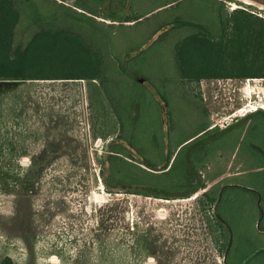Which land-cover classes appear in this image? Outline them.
Returning <instances> with one entry per match:
<instances>
[{
  "label": "rangeland",
  "instance_id": "1",
  "mask_svg": "<svg viewBox=\"0 0 264 264\" xmlns=\"http://www.w3.org/2000/svg\"><path fill=\"white\" fill-rule=\"evenodd\" d=\"M17 8L16 47L43 30L71 33L99 76L0 83V120L24 117L20 131L32 142L0 144V263L264 264V112L230 118L264 98V78L189 82L177 63L188 36L218 33L219 11L264 20V0H17ZM169 159L171 172L154 171ZM104 177L122 190L110 192ZM193 183L205 189L188 198L144 188L172 194Z\"/></svg>",
  "mask_w": 264,
  "mask_h": 264
},
{
  "label": "trees",
  "instance_id": "2",
  "mask_svg": "<svg viewBox=\"0 0 264 264\" xmlns=\"http://www.w3.org/2000/svg\"><path fill=\"white\" fill-rule=\"evenodd\" d=\"M217 14L219 25L216 35L201 31L178 44L177 63L183 79L195 82L204 78H264V20L243 9L235 10L229 16L222 11ZM20 18L17 0H0V81L20 83L97 79V65L90 60L87 46L71 33L43 30L36 33L25 48L16 47V28ZM112 21L118 22L115 19ZM70 54H77L80 58L76 64L70 62ZM86 54L90 61H87ZM87 65L93 71H89ZM117 139L127 151L137 154L128 142L120 136ZM170 159L166 165L154 171L171 172L175 162L170 167ZM109 178L104 177V184L110 192L122 190L114 187ZM144 188L164 199H170L167 198L169 196L188 198L205 189L203 184L197 186L196 183L191 188L176 190L172 194H163L149 185ZM125 190H129L128 187ZM215 201L211 199V204ZM0 264L14 262L6 257Z\"/></svg>",
  "mask_w": 264,
  "mask_h": 264
},
{
  "label": "crops",
  "instance_id": "3",
  "mask_svg": "<svg viewBox=\"0 0 264 264\" xmlns=\"http://www.w3.org/2000/svg\"><path fill=\"white\" fill-rule=\"evenodd\" d=\"M0 83H6V84H9V83H16V82H8V81H0ZM9 91H13L15 92L14 90H11V89H8ZM3 94V93H2ZM1 95V94H0ZM3 96H6V93L3 95ZM11 101H16V103L18 102V99L16 98H12ZM22 103H24V100L21 101ZM3 103V102H2ZM16 115V114H14ZM20 115V113H19ZM10 118V117H9ZM4 120H0V127L2 126H9V125H13L12 128H6L5 131H2L0 132V144H8V145H12L14 143L16 144H21L22 142V139H26V144H31L32 142L30 141V136L29 134L31 135V133L28 134L25 133V132H21V128L22 127H25V119L24 117L23 118H10V119H6L4 122ZM15 125H19L18 128L15 129L14 131V128H15ZM24 129V128H23ZM13 152H16V154L21 157L22 159H27L30 158L32 155L31 154H27L26 151H20V150H13ZM24 161V160H23Z\"/></svg>",
  "mask_w": 264,
  "mask_h": 264
},
{
  "label": "built area",
  "instance_id": "4",
  "mask_svg": "<svg viewBox=\"0 0 264 264\" xmlns=\"http://www.w3.org/2000/svg\"><path fill=\"white\" fill-rule=\"evenodd\" d=\"M247 82H249V79H247ZM263 111L264 112V98L258 97L255 99L250 100L243 108H240L236 111V113L231 114L230 118L241 116L245 117L248 114L257 113Z\"/></svg>",
  "mask_w": 264,
  "mask_h": 264
}]
</instances>
